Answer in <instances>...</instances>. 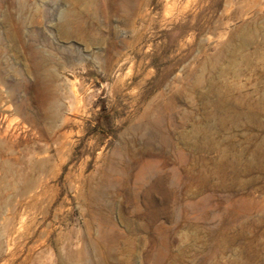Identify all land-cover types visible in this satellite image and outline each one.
Returning a JSON list of instances; mask_svg holds the SVG:
<instances>
[{
  "label": "rangeland",
  "instance_id": "374dc122",
  "mask_svg": "<svg viewBox=\"0 0 264 264\" xmlns=\"http://www.w3.org/2000/svg\"><path fill=\"white\" fill-rule=\"evenodd\" d=\"M0 264H264V0H0Z\"/></svg>",
  "mask_w": 264,
  "mask_h": 264
},
{
  "label": "bare ground",
  "instance_id": "6f19581e",
  "mask_svg": "<svg viewBox=\"0 0 264 264\" xmlns=\"http://www.w3.org/2000/svg\"><path fill=\"white\" fill-rule=\"evenodd\" d=\"M121 1L124 4H128V5H130L131 3L134 2V0H121ZM196 114H197V112H194L193 118L190 120V119H188L186 112L183 113V118H182V123H181V136H182V140H183L182 150H181V160L183 162H186L188 159V156H189V153L187 150L188 139L190 138L192 140V144L195 146L197 143V139L204 135V123L195 117ZM68 121H69V119L66 118L64 123L67 124ZM63 133L64 132L60 133V135ZM189 135H191V137H189ZM147 168H148V170H150L151 166H146V169ZM137 179H138V181H140V183H142V178L140 177V174L137 175ZM104 191H105V188H103V186H101L100 189H97L96 191H94L92 193V197L94 198V200L98 201L101 194H103ZM138 196L139 195L137 194V190H134L131 193V198L134 201L138 200ZM216 196H217V192L214 189H211L208 192L204 193V192H202V187L199 188V190L196 192V201L193 202L194 210H196L200 213L202 211V209L205 207V205L209 204L210 206H213ZM214 215H215V213L212 212L211 218H213ZM248 216H250V215H248ZM206 225H209L208 228L211 232L215 230L214 227L211 226L209 219H207ZM157 234L159 235L160 232L157 231ZM159 254H160L159 252H156V255L158 257H159Z\"/></svg>",
  "mask_w": 264,
  "mask_h": 264
}]
</instances>
